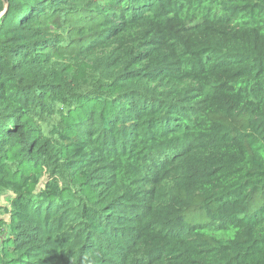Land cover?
Masks as SVG:
<instances>
[{
	"label": "trees",
	"instance_id": "1",
	"mask_svg": "<svg viewBox=\"0 0 264 264\" xmlns=\"http://www.w3.org/2000/svg\"><path fill=\"white\" fill-rule=\"evenodd\" d=\"M0 199V264H264V0H0Z\"/></svg>",
	"mask_w": 264,
	"mask_h": 264
},
{
	"label": "rangeland",
	"instance_id": "2",
	"mask_svg": "<svg viewBox=\"0 0 264 264\" xmlns=\"http://www.w3.org/2000/svg\"><path fill=\"white\" fill-rule=\"evenodd\" d=\"M44 181H45V179H42V180H41V183H43ZM41 183H40V185L38 186V188H41V187H42L43 184H41ZM0 204H1V205H6L5 202H4L2 199H0ZM188 214H189V213H188ZM188 214H187V216H186V219L189 217Z\"/></svg>",
	"mask_w": 264,
	"mask_h": 264
},
{
	"label": "water",
	"instance_id": "3",
	"mask_svg": "<svg viewBox=\"0 0 264 264\" xmlns=\"http://www.w3.org/2000/svg\"><path fill=\"white\" fill-rule=\"evenodd\" d=\"M6 1H7V0H3L4 4H6Z\"/></svg>",
	"mask_w": 264,
	"mask_h": 264
}]
</instances>
